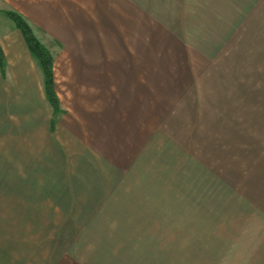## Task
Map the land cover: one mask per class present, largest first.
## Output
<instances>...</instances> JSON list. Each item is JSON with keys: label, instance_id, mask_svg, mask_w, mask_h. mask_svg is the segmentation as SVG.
I'll return each mask as SVG.
<instances>
[{"label": "crops", "instance_id": "crops-1", "mask_svg": "<svg viewBox=\"0 0 264 264\" xmlns=\"http://www.w3.org/2000/svg\"><path fill=\"white\" fill-rule=\"evenodd\" d=\"M207 2L213 11L209 5L198 8L192 20H174L160 2L152 13L148 11L149 17L140 20L139 9L144 7L135 0H22L16 8L68 45L63 71L72 102L95 106L90 113L99 115L93 119L101 121L105 136H173L174 120L195 121L198 136H212L210 178L212 184L225 188L219 200L227 212L264 234V0ZM15 38H0L6 58L5 73H0L1 145L14 135L2 119L12 110V79L19 87H40L44 92V81L39 79L37 84L27 64V56L34 57L24 38ZM15 54L17 63L12 58ZM74 89L85 93L75 96ZM29 128L15 135L28 137L24 132ZM102 145L100 150L95 148L108 159ZM52 148L40 147L35 164L26 166V172L21 167L24 174L9 182L19 191L7 189L5 194L6 235L53 232V241L67 242L64 233L71 235L89 224L86 218L93 206L106 200L112 181L106 177L103 160L94 158V167L101 163L99 171L86 166L83 176L76 177L72 170L79 167L63 164ZM9 149L1 151L10 154ZM117 149L120 157L125 156L122 147ZM115 162L118 168H126L136 161ZM139 177L137 172L123 176L120 185L125 188ZM149 179L140 184H150ZM207 180L203 178V183ZM133 189L134 200H151L150 189ZM62 227H67L65 240ZM6 235L0 247L6 254L3 264H34L33 251L28 253L32 263L24 257L28 246L23 243L14 246L21 248L16 252L21 258L14 257L15 248Z\"/></svg>", "mask_w": 264, "mask_h": 264}, {"label": "rangeland", "instance_id": "rangeland-1", "mask_svg": "<svg viewBox=\"0 0 264 264\" xmlns=\"http://www.w3.org/2000/svg\"><path fill=\"white\" fill-rule=\"evenodd\" d=\"M135 2L144 7L139 9L140 20L149 17L148 11L153 12L151 9L156 2H160L164 10L168 8L174 20H192L198 8L208 5L213 11L212 4L207 0ZM21 4L22 0H0L2 40H15L16 35L20 39L23 37L6 15V11L22 15L17 9ZM26 21L51 54L58 108L49 102L45 88L44 92L40 87L22 88L12 79V110H8L2 119L8 123V128L11 126L14 135L7 138L5 145L0 142V247L6 242L5 194L10 191L7 189L17 192V188L19 191L17 185L9 182L18 178L19 174L23 175L28 170L26 166L35 164L40 147L45 150H53L52 147H55L63 164L70 162L71 166L79 167L72 170L76 172V177L83 176V168L86 166H95L94 158L103 160L104 171L108 173L106 177L109 176L112 184L107 185L106 200H99V204L97 200L98 206H93L91 216L86 218L89 224L79 226L71 235L64 233L67 242L63 241V232L67 227H62L63 242L58 243L52 239L56 236L53 232L7 233L12 247L22 243L28 246L24 257L31 260V254L28 256V253L33 251L34 264H264V234L257 232L250 223L241 222L242 219H237L235 214L227 212L224 202L219 200L225 188L211 182L212 163L209 157L212 155L213 137L198 136L195 121L176 120L171 129L176 134L173 136H105L101 130V121L93 119L99 115L90 113V110H95V106L72 102L71 90L67 87L68 78L63 71L66 69L63 54H66L68 45L56 40L37 20ZM27 57V64L35 74L34 79L38 78L37 84L39 79L44 81V72L39 62L29 55ZM12 58L17 63L18 56L15 54ZM72 91L78 97L85 93L84 90ZM28 127V131L24 132L28 137L15 135L17 130ZM105 131L111 133L110 130ZM103 143L109 160L102 158L96 149L103 148ZM120 147L125 156L120 157L117 153ZM6 148H10V154L1 151ZM117 160L136 162L130 167L127 164L126 168H118ZM100 164L94 167L95 171L100 170ZM6 165L9 168H5ZM32 171L37 173L36 168ZM136 172L137 177H141L125 186L127 191L124 193L125 188L120 185L121 178L135 176ZM91 176L98 177L97 174ZM141 178L146 179L143 181ZM147 178H150V184L144 185L145 181L148 182ZM203 178L208 180L203 183ZM133 187L142 189V192L150 189L151 200H134ZM94 190L95 187L92 195L95 194ZM216 207L218 210L214 212ZM37 242L39 249H35ZM14 248V257L19 258L17 253L21 248ZM5 257L4 248H0V264H3Z\"/></svg>", "mask_w": 264, "mask_h": 264}, {"label": "trees", "instance_id": "trees-1", "mask_svg": "<svg viewBox=\"0 0 264 264\" xmlns=\"http://www.w3.org/2000/svg\"><path fill=\"white\" fill-rule=\"evenodd\" d=\"M6 15L14 22L20 30L26 45L32 56L39 62L44 72V88L49 102L54 108H58V100L54 92L53 60L48 49L39 41L26 19L15 11H6ZM6 69V58L0 46V70L4 74Z\"/></svg>", "mask_w": 264, "mask_h": 264}]
</instances>
